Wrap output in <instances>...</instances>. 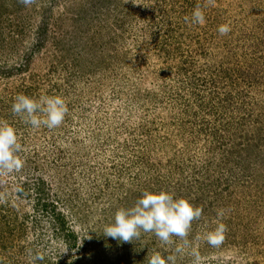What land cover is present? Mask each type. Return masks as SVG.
<instances>
[{"label": "rangeland", "instance_id": "374dc122", "mask_svg": "<svg viewBox=\"0 0 264 264\" xmlns=\"http://www.w3.org/2000/svg\"><path fill=\"white\" fill-rule=\"evenodd\" d=\"M18 93L61 95L64 123L32 129ZM0 120L23 162L0 175V264H147L154 234L103 230L161 189L203 208L202 264H264V0H0Z\"/></svg>", "mask_w": 264, "mask_h": 264}, {"label": "clouds", "instance_id": "9594fccd", "mask_svg": "<svg viewBox=\"0 0 264 264\" xmlns=\"http://www.w3.org/2000/svg\"><path fill=\"white\" fill-rule=\"evenodd\" d=\"M20 3L29 8L37 0H20ZM208 4L214 6L215 0H208ZM191 23H205V15L200 5L194 9ZM217 31L225 36L231 32V27L227 23L221 24ZM11 112L34 130L41 126L52 130L64 123L69 108L61 95H41L37 99L18 93L13 98ZM20 151L16 128L7 120H0V175L22 168L23 162L18 155ZM202 215L203 208L194 205L189 198L176 197L174 193L163 189L144 190L132 206L121 207L115 212L113 221L105 225L103 235L119 242L130 243L139 240L142 233H152L164 248V253L168 254L153 250L146 257L147 264H177L178 258L185 255L192 257L191 264H202L198 244L195 243L201 237L189 239L193 222L199 221ZM223 220L224 210L218 209L215 227L203 235V239L212 248L221 247L225 240L228 228ZM44 259L43 255L36 253L31 256L30 264Z\"/></svg>", "mask_w": 264, "mask_h": 264}]
</instances>
